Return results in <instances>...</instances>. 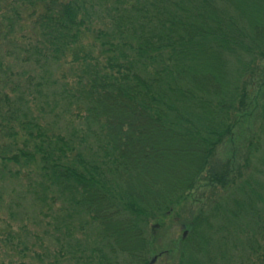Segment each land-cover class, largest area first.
<instances>
[{
    "label": "trees",
    "instance_id": "16d2710c",
    "mask_svg": "<svg viewBox=\"0 0 264 264\" xmlns=\"http://www.w3.org/2000/svg\"><path fill=\"white\" fill-rule=\"evenodd\" d=\"M263 60L264 0H0V264H150L203 183L163 254L264 264Z\"/></svg>",
    "mask_w": 264,
    "mask_h": 264
},
{
    "label": "rangeland",
    "instance_id": "374dc122",
    "mask_svg": "<svg viewBox=\"0 0 264 264\" xmlns=\"http://www.w3.org/2000/svg\"><path fill=\"white\" fill-rule=\"evenodd\" d=\"M30 22L27 23V25ZM25 25L26 30L29 27ZM29 34V32H28ZM262 67H264V60L261 62ZM264 70V68H263ZM263 74V72H261ZM257 116H258V108H250L249 114L245 116L238 126L235 129L234 136L232 139H228L217 151L216 160L220 163L226 162L228 159L232 157L235 159L236 164L244 163V159L246 156V146L249 142V139L252 136H255L257 133ZM248 175V173H247ZM202 188L197 191L194 195V200H191L186 209L179 213H170L168 216L163 218L164 226L159 230L158 236L161 238V249L158 250V254L152 255L150 258V264H177V253L172 251L170 254H163L162 251H165L169 247H173L175 242L180 239L182 235H186L187 228H185L183 223H189L193 216L197 214L200 209H206L208 204L218 201L219 204L224 205L227 204L226 196L229 192L225 191L223 188H218L213 190L212 187L207 185L206 183L202 184ZM214 191V192H213ZM228 193V194H227ZM240 196V194H238ZM6 199V198H5ZM223 208L221 207V212ZM223 214V213H222ZM180 215V219L177 220L176 216ZM223 216H227L224 213ZM9 215L5 210L0 209V236L3 234V231L7 227V220H9ZM19 225H22L19 223ZM184 226V227H183ZM32 233H36V231H40L38 226H34L33 224L29 225ZM17 229V228H16ZM39 233V234H40ZM42 235V234H41ZM43 238V236H42ZM4 247V244L0 240V248ZM168 251V250H166ZM2 253L0 252V257H2ZM21 260L19 255L14 252H10L7 256L4 257V261L6 264L9 262L15 263L16 261ZM26 262L28 261L30 264H41L37 259L28 260L24 259Z\"/></svg>",
    "mask_w": 264,
    "mask_h": 264
}]
</instances>
